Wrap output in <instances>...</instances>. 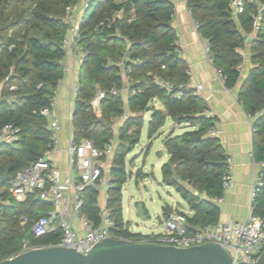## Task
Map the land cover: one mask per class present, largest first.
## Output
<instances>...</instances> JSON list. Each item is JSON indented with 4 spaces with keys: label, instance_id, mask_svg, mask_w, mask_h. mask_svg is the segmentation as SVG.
I'll return each mask as SVG.
<instances>
[{
    "label": "trees",
    "instance_id": "1",
    "mask_svg": "<svg viewBox=\"0 0 264 264\" xmlns=\"http://www.w3.org/2000/svg\"><path fill=\"white\" fill-rule=\"evenodd\" d=\"M79 1L0 0V84L4 82L0 96V126L12 123L20 128L18 140L0 146V176L4 172L10 175L0 183L3 201L0 203V260L19 253L24 241L36 246L54 243L57 238L54 234L36 237L32 232L33 222L46 214L50 203L39 201L33 195L23 201L16 200L9 193V180L47 148L50 132L40 109L49 104V97L63 77L59 59L64 53L62 39L67 33L65 8ZM88 2L80 25V43L87 55L80 70V89L72 119L76 141L86 137L102 148L114 135L113 118L125 112L121 94L111 92L112 88L119 89L123 85L122 68L116 61L125 55L128 46L131 47V58H140L137 63L126 61L132 65L131 89L135 93L129 97L128 105L134 114L120 128V142L113 159L114 179L108 200L114 222L113 234L133 240L142 236L127 230L123 187L130 176L126 157L140 142L147 107L151 112L149 139L158 134L168 118L198 127L180 135L171 132L165 137L170 158L162 166V181L174 186L190 206L193 214L186 213L188 231L217 223L220 207L212 199L224 193L222 179L226 162L219 139L206 136L213 118L196 116L203 111L204 105L193 90H182L179 97H174L173 92H168L161 83L172 84L176 91L180 84L186 85L189 81L186 62L174 56L178 36L172 25L173 2ZM259 4L264 5V0L246 3L238 16L241 31L230 0H188L198 30L210 45L213 64L228 87H233L240 78L237 67L242 64L243 57L237 48L244 43V32L253 29L252 13H256ZM114 14L119 15L115 23L110 24ZM101 20L106 25L94 32ZM252 62L255 66L240 89L239 99L252 116L258 113L254 123V154L257 160L264 162V8L260 29L252 42ZM12 86L16 89L11 90ZM99 91L105 92L100 101L101 116L94 112L91 103ZM154 100L161 101L165 110L157 108ZM174 172L178 179L173 177ZM261 174L264 178V165ZM138 176L144 177L142 170ZM198 193H205L211 200ZM98 194L96 188L88 187L83 205L84 213L96 222L100 220ZM252 205L253 214L264 220V184ZM163 210L165 215L171 206L166 204ZM24 216L28 217V222L23 224Z\"/></svg>",
    "mask_w": 264,
    "mask_h": 264
},
{
    "label": "built area",
    "instance_id": "2",
    "mask_svg": "<svg viewBox=\"0 0 264 264\" xmlns=\"http://www.w3.org/2000/svg\"><path fill=\"white\" fill-rule=\"evenodd\" d=\"M126 0H119V2ZM255 0H230L231 6L235 14H240L244 11L247 2ZM89 5L88 1L83 3L69 4L65 8V21L67 23V33L62 39L64 53L59 59V63H64L66 50H81L82 60H85L87 50L81 45L80 25L82 18L79 17V12L85 10ZM264 6H259L256 13H252L255 19L254 29H260L261 12ZM134 14V9L132 10ZM117 15L112 16L110 24L115 23ZM106 22L101 20L94 29L97 32L100 27H104ZM118 31V28H116ZM208 58L213 61L210 45L206 44ZM176 52L179 54L180 49L177 47ZM130 60L132 63L140 61L139 57L129 58L126 55L116 61V64L122 68V79L128 83L133 81L132 65L127 64ZM239 71L242 65L237 67ZM68 67L62 65V72L66 73ZM190 76V72L187 70ZM158 81V79H156ZM42 84L40 83L39 86ZM184 85L180 84L177 90H174L172 84H162L168 92H173L174 97H179V89ZM202 86L199 85L198 88ZM14 88V87H12ZM75 89H80V82L75 81ZM135 93V90H132ZM111 92L118 93V89L112 88ZM105 92L101 91L97 96V100L102 99ZM57 106L56 94L49 97V104L40 109V114L51 116V134L46 150L37 159L31 160L27 165L21 168L14 177L9 180V192L18 201H23L28 195L35 197L39 196L40 201L49 202L54 206V209L49 210L45 215L40 216L32 224V232L36 237H42L49 234L57 236L54 243L45 244L42 246H62L73 248L76 251L87 254L100 241L112 236L120 238L121 236L114 235L112 229L114 222L111 215V209L108 205L103 206L99 212V222L89 218L83 211L84 192L88 187L100 189L105 187L107 190L113 187V179L106 181L103 176L105 162L103 157L107 156L112 150V143L109 142L105 147H97L94 142L85 138L80 142L73 137L69 140L67 152L72 163L79 167V176L77 179L69 178L68 183L73 189V196H68L60 187V172L55 161L50 157L51 152L56 148L59 139V124L53 119L52 111ZM208 133L215 134L217 129L210 127ZM20 128L12 123L0 126V137L5 143H13L18 140ZM226 168L223 174L222 184L224 192L232 185L234 179L232 157H227ZM264 184L263 175L260 174L258 181L253 185L251 197L254 199L257 196L260 188ZM214 202L220 203L224 200L222 196L213 198ZM1 202V200H0ZM77 220L82 228L75 226L74 221ZM162 230L158 233L142 234L140 239L136 241L152 242L162 245L177 246V247H192L201 245L207 242L221 244L231 254L235 263L246 261L255 263L262 251L264 250V220L257 215L251 213L247 219L243 221L231 220L223 223H214L204 225L197 228L195 231H188L187 214L184 211L171 208L167 214L161 217ZM23 224L28 222V217H22ZM127 230L131 229L127 226ZM41 246V245H36ZM31 247L27 241L23 242V249L27 250ZM21 252V251H20Z\"/></svg>",
    "mask_w": 264,
    "mask_h": 264
},
{
    "label": "crops",
    "instance_id": "3",
    "mask_svg": "<svg viewBox=\"0 0 264 264\" xmlns=\"http://www.w3.org/2000/svg\"><path fill=\"white\" fill-rule=\"evenodd\" d=\"M85 1L88 0H80L78 3H83ZM171 1L175 7V10L172 14V25L175 28L178 36L175 42L176 48L178 47L180 49L178 57H181L186 62L188 67L187 70L190 72V76L188 75L189 81L188 84H186V89L193 90L194 93L202 100L204 108L201 113L206 112L207 117L213 118V125L211 127L216 128L217 133L212 134L206 131V136L216 137L219 139V142L223 148L225 160L229 156L232 157L234 179L232 185L224 192V200L220 203L215 202L220 207V216L217 223H223L231 220L243 221L247 219L251 213H253V199L251 197V191L253 185L258 181L259 175L261 174V169L264 165V162L257 160L254 154V139L256 132L254 123L257 119L258 113L255 116H252L249 112H247L241 100L239 99L240 89L244 81L247 79L249 71L255 66V64L252 62V42L257 36L258 31H256L253 27L252 30L244 32V43L237 48V51L243 57L240 78L233 87H228L225 83L224 77L220 73V70L216 68L213 64V61L208 58L206 44L209 43L201 36L198 30V23L188 5V0ZM259 6H261V4H259ZM85 10H81L79 12L80 18L83 17ZM114 15L118 16L119 14ZM238 16L239 14L237 15L234 12V18L237 21L238 29L243 31ZM82 53L83 52L81 50L76 51L71 48L66 50L64 63L61 64V66H67L68 71L66 73L62 72L63 77L58 81L55 90L57 106L52 111L53 119L57 120L59 124V139L58 144L51 152L50 157L55 161L60 172V187L64 193L70 197L73 196V189L69 185L68 180L69 178L77 179L80 170L77 164L70 161L67 152V146L69 140L72 137L74 138L72 119L75 112V101L79 92V90L75 89V81H79L80 79V70L84 62L81 56ZM125 55L129 58L131 57V55H127V50ZM122 80L123 85L118 89L117 94H121L123 98L125 112L122 115L113 118L114 135L103 146L105 147L109 142L112 143L111 152L107 156L103 157L105 162L103 176L106 181L114 178L112 166L116 148L120 142V128L124 121L130 115L134 114L130 111L128 105L129 97L133 93V89H131V83H128L124 79ZM161 83L164 84L166 82L161 81ZM199 85L202 87L198 88ZM12 87L11 90L16 89V86ZM182 90L183 89L181 88L179 89V96ZM100 92L101 91L98 92L97 96ZM97 96L91 101V103L93 105L94 112L98 116H101V99L94 103V101L97 99ZM153 103L157 108L165 110V107L161 101L154 100ZM148 108L149 110H146L144 114V126L139 142L141 143L142 141L145 142V144H141L142 148L138 154L133 157L131 156V153L133 150H135L134 148L129 154H127L126 157L127 169L130 172L129 177H134L137 184L141 183L142 181L144 182L146 179L145 175L147 173H145L143 170V166L145 165L149 153L153 149L155 140L157 141L159 138H162V145L165 148V137L171 132L174 135H180L186 131L198 129V127L194 124L177 123L175 120L168 118L165 124L159 130L158 134H156L153 139H149L148 123L150 121L151 112L150 107H147V109ZM45 117L48 119V116ZM144 131H146L145 136H143ZM49 132L51 134V130ZM85 138L86 137H82L78 142ZM3 143L5 142L0 137V146ZM161 156H164L163 152H161ZM169 158L170 154L167 151V154L165 155L160 167L161 183L163 184L166 183L162 181V166L169 160ZM139 161L142 162V165L140 166L138 164ZM140 170L143 171L144 177L138 176V172ZM166 185L172 186L169 184ZM172 187L175 188L174 186ZM97 190L99 192L98 204L101 209L103 206L108 205L110 189L107 190L105 187H102ZM198 194L201 197L210 199V197H208V195L205 193ZM37 200L40 201V199ZM212 201H214V199H212ZM2 202L3 201L1 200L0 203ZM6 203H9V201H6ZM186 205L187 208L179 206V203L170 206L171 208H173V206L177 207V209L184 211L185 213L193 214L187 202ZM52 209H54V206L50 204V208L46 211V213ZM159 218L161 220V217ZM74 224L77 228H82L81 224L77 220L74 221ZM158 228L160 229V232L162 230L161 225H159Z\"/></svg>",
    "mask_w": 264,
    "mask_h": 264
},
{
    "label": "water",
    "instance_id": "4",
    "mask_svg": "<svg viewBox=\"0 0 264 264\" xmlns=\"http://www.w3.org/2000/svg\"><path fill=\"white\" fill-rule=\"evenodd\" d=\"M127 55H131L130 46ZM174 56L179 55L174 53ZM3 85L4 82L0 84V96ZM181 89H186V85ZM196 116L207 117V113H199ZM51 120L52 117L48 116V131L51 130ZM9 177V173L4 172L0 176V182ZM173 177L178 179L175 172ZM37 199L40 197L37 196ZM137 214L141 218H147L144 203L137 204ZM0 264H264V250L255 263H235L231 254L219 243L207 242L192 247H177L109 236L98 242L87 254L73 248L41 245L4 258L0 260Z\"/></svg>",
    "mask_w": 264,
    "mask_h": 264
},
{
    "label": "rangeland",
    "instance_id": "5",
    "mask_svg": "<svg viewBox=\"0 0 264 264\" xmlns=\"http://www.w3.org/2000/svg\"><path fill=\"white\" fill-rule=\"evenodd\" d=\"M144 131L143 136H145ZM142 142L137 144L131 156H135L141 151ZM161 152L164 156H161ZM167 154L162 145V138L155 140L152 151L149 153L143 170L147 173L146 179L141 183L136 182L134 177H129L123 188V215L124 220L131 232L134 234L158 233L157 224L159 217L163 216V206L166 204L187 208L186 201L177 193L175 188L161 183L160 167ZM139 166L142 162H138ZM140 185V187H139ZM144 203L147 211V218H141L137 214V204Z\"/></svg>",
    "mask_w": 264,
    "mask_h": 264
}]
</instances>
